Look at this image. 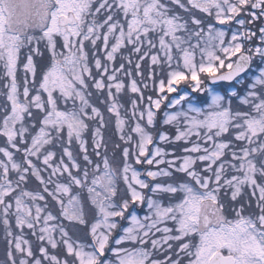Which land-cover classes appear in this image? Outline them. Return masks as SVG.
Segmentation results:
<instances>
[{
	"label": "snow or ice",
	"instance_id": "1",
	"mask_svg": "<svg viewBox=\"0 0 264 264\" xmlns=\"http://www.w3.org/2000/svg\"><path fill=\"white\" fill-rule=\"evenodd\" d=\"M256 57L264 0H0V264H264V68L154 111Z\"/></svg>",
	"mask_w": 264,
	"mask_h": 264
},
{
	"label": "rangeland",
	"instance_id": "2",
	"mask_svg": "<svg viewBox=\"0 0 264 264\" xmlns=\"http://www.w3.org/2000/svg\"><path fill=\"white\" fill-rule=\"evenodd\" d=\"M253 43H255V41H253ZM256 60H257V64L254 66L253 72H250L248 74V76H250L251 79H252L251 82L255 79L256 76L259 75L260 69L264 68V61H261V59L258 58V57H256ZM200 77H201V74H200ZM251 82H249V83H251ZM191 84H192V82H191ZM175 87L177 88V91L172 93V94H170L168 96L169 97V101H166L165 105L161 106V117H160L161 118V123H162V120L164 118V112L165 111H172V110L166 108L167 103L170 102L171 99H179L180 96L187 94L186 100L182 101L181 104L179 106H177L178 109L187 110L189 105H192L193 107H197V108H201L203 110H206L207 109V105L210 103V95H209V91L208 90H211L214 93L222 95L219 92L218 88H216V86H213L212 84H209V85L206 84L205 94H203L205 96L202 99L196 101L194 99V97H192L190 95V91H189L188 88L181 87V86H179V87L175 86ZM245 88L242 89V91L239 94L242 95L244 93ZM236 89H237V86L235 87V85H230V86L227 87V92L228 93H232V91H234ZM167 94L168 93H166V95ZM228 100H231V99L229 97H225V101L227 102ZM235 101H236V103H235V105H232V107H236L239 104V100H238L237 97H235ZM154 111H156V110L154 109ZM156 128H157V126H156ZM160 130L168 132L169 134H172V135H174V133H175V129L172 128L171 126L163 125L162 129H160ZM108 131H109V133H113L111 128L108 129ZM225 138L226 139L229 138V134H225ZM180 143L182 144V142H180ZM113 145H114V142H113ZM112 152H113V149H112V147L109 146L108 147L109 156H111ZM121 187H123L122 183H121ZM85 194H86V192H85ZM135 206L136 207H133L131 209V211L128 212V215H131L132 212H135L137 215L142 216L144 214L146 206L145 205H135ZM136 208L141 209V213H137V211H136L137 209ZM123 226H127L126 222H125V224ZM1 236H3L2 239L4 240V235L2 234ZM0 241H2V240L0 239ZM107 258H109V257H105V259H107Z\"/></svg>",
	"mask_w": 264,
	"mask_h": 264
},
{
	"label": "trees",
	"instance_id": "3",
	"mask_svg": "<svg viewBox=\"0 0 264 264\" xmlns=\"http://www.w3.org/2000/svg\"><path fill=\"white\" fill-rule=\"evenodd\" d=\"M36 63L37 64H39V60H37L36 61ZM257 64V60H256V58H254L253 59V62H252V66H251V68L249 69V71L247 72V73H245L242 77H240L239 78V80H241V81H244L245 83L244 84H241V83H237L236 81L235 82H233L232 84H218V85H216V88H218V90H219V92L222 94V96H225V97H229L230 99H231V104L232 105H235V103H236V101H235V97H232L231 96V93H228L227 92V87L228 86H230V85H235V87L237 86V89H239L240 90V92L242 91V89H244L246 86H247V84L249 83V82H251V77L250 76H248V74L250 73V72H253V68H254V66ZM207 74H201V79L204 81V79H205V76H206ZM37 78H39V74H38V77ZM177 87H179V86H181V87H185V88H188L189 90H190V92H191V94L192 95H196V92H193L192 91V86H191V81L189 80V81H185V82H181L179 85H176ZM170 94H172V93H168L167 94V96H169ZM205 95H203L202 97H200V96H197L196 95V99L197 100H199L200 98H203ZM242 107H244V106H242ZM156 112L158 113V115H157V117H156V126H157V129L158 130H160V129H162V127H163V124L161 123V109H159V110H156ZM110 129V128H109ZM105 136L107 137V138H109V143H108V147L110 146V147H112V149H113V152L115 151L116 152V156H117V158L119 157V155H120V152H119V150L118 149H116V144H118V142L119 143H121L120 141H119V138L114 134V133H109V131L107 130V132L105 133ZM113 142H114V145H113ZM111 157V156H110ZM138 168L140 167V166H137ZM84 195L86 196V194L84 193ZM133 207H136L135 205H133L130 209H129V211H131V209L133 208ZM135 209V208H134ZM137 210V213H141V209H138V208H136ZM67 223V222H66ZM125 224V222H121V226L123 227V225ZM3 233L2 232H0V239L2 240V241H0V260H2L3 259V249H4V240L2 239V237L3 236H1ZM120 233L119 232H117L116 233V236H118ZM110 255H111V253L110 252H108V253H106V255H105V257H110ZM104 257V258H105Z\"/></svg>",
	"mask_w": 264,
	"mask_h": 264
},
{
	"label": "clouds",
	"instance_id": "4",
	"mask_svg": "<svg viewBox=\"0 0 264 264\" xmlns=\"http://www.w3.org/2000/svg\"><path fill=\"white\" fill-rule=\"evenodd\" d=\"M13 2H16V0H13ZM15 18H18L21 21V29L24 28L25 24H27L29 29H31L39 23V19L34 14H31L27 9L21 7L16 8Z\"/></svg>",
	"mask_w": 264,
	"mask_h": 264
},
{
	"label": "water",
	"instance_id": "5",
	"mask_svg": "<svg viewBox=\"0 0 264 264\" xmlns=\"http://www.w3.org/2000/svg\"><path fill=\"white\" fill-rule=\"evenodd\" d=\"M250 65H251V63H250ZM250 65H249V67H250ZM247 70H248V69H246V71H247ZM242 74H243V73H242ZM206 82L209 83V84H216V83H219V82L230 83V82H232V81H215V82H213L211 79L206 78ZM204 90H205V84L202 83V84H201V87H200V90H198L197 93H198V94H202V93L204 92Z\"/></svg>",
	"mask_w": 264,
	"mask_h": 264
}]
</instances>
